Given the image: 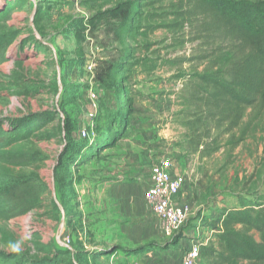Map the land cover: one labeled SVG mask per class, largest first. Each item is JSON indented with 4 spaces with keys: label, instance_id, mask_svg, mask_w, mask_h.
Returning <instances> with one entry per match:
<instances>
[{
    "label": "rangeland",
    "instance_id": "obj_1",
    "mask_svg": "<svg viewBox=\"0 0 264 264\" xmlns=\"http://www.w3.org/2000/svg\"><path fill=\"white\" fill-rule=\"evenodd\" d=\"M124 1L130 0H0V129L8 131L0 135V182L35 180L42 193L40 204L20 215L0 202V264H112L108 255L117 248L109 247L107 232L118 233L106 228L114 222L98 204L97 189L120 183L128 176L125 167L137 165L140 176L143 164L150 171L165 155L188 179L190 213L178 237L193 238L189 232L206 227L222 208L237 206L239 196L264 193V111L238 146L205 158L186 150L188 131L176 113L188 78L176 75L201 72L207 58L219 54L205 33L197 37L202 21L153 29L173 22L171 3L182 1L140 0L134 25L113 27L104 12ZM124 48L139 62L186 61H157L156 71L139 64L129 76L125 70L113 74L103 61L120 58ZM105 69L101 85L96 75ZM64 89L67 114L59 106ZM83 128L89 137H81ZM59 165L62 186L55 177ZM67 234L70 247L63 243ZM207 236L201 239L217 242L216 233ZM167 240L163 247L175 244ZM129 250L123 249L138 253Z\"/></svg>",
    "mask_w": 264,
    "mask_h": 264
},
{
    "label": "trees",
    "instance_id": "obj_2",
    "mask_svg": "<svg viewBox=\"0 0 264 264\" xmlns=\"http://www.w3.org/2000/svg\"><path fill=\"white\" fill-rule=\"evenodd\" d=\"M180 1V4L177 1L178 5L172 2L174 9L168 13L175 15V20L153 29L164 27L179 30L186 28L187 23L202 21L197 37L203 38L201 32L205 33L208 41L214 44L213 52L219 53L207 58L209 64L205 70L176 75L178 78H188L179 94L182 107L176 113L177 121L188 131L186 150L205 158L223 146L236 147L241 144L264 111V0ZM139 3L140 0L124 1L104 13L113 27L119 23L121 27L134 25L135 17L139 19L140 15ZM219 40L223 44H219ZM118 58L104 60L103 63H107V68L113 74L128 71L126 76L139 64L149 71H155L159 68L157 61L172 66H181L186 61L180 57H161L150 62H139L127 48ZM109 71L105 69V72H99L97 82L104 85ZM68 75L69 71L64 66L63 78L66 83ZM73 86L70 84L69 88ZM124 88L119 87L117 91ZM62 93L59 106L67 114L64 106L67 91L64 89ZM249 109L254 112L244 122ZM66 120L68 127L70 121ZM4 131L0 129V135L8 133ZM68 137L69 134H66ZM60 168V165L57 166L55 177L62 186V180H58L61 177ZM41 194L35 180L0 182V202L7 209L11 208L13 216L36 208L41 202ZM62 195L61 201L66 208L64 192ZM206 225L216 233L217 242L210 239L202 246L201 260H206L207 264H264V193L256 198L239 196L237 206L222 208L219 215ZM142 249L129 251L140 252Z\"/></svg>",
    "mask_w": 264,
    "mask_h": 264
},
{
    "label": "crops",
    "instance_id": "obj_3",
    "mask_svg": "<svg viewBox=\"0 0 264 264\" xmlns=\"http://www.w3.org/2000/svg\"><path fill=\"white\" fill-rule=\"evenodd\" d=\"M106 96L108 101H114L115 99L114 95L109 92L105 94ZM143 166L140 176L137 175V170H139L137 165L125 167L123 172L128 173V176H123L120 183L114 184L112 181L101 183L97 189L96 199L99 201L98 204L104 206L108 212L107 214L112 215L114 222L113 225L106 226V228L108 231L114 229L118 233L114 236L115 232H107L109 247L117 248L108 255L111 257L110 263L181 264L185 250L191 246L195 239L208 237V232L213 233L214 231L207 225L205 227V225L199 224L194 230L189 232V235L193 238L178 237L174 240L175 244L172 243L170 247H163V240L168 239L167 241H169L170 239L165 237L160 218L154 212L151 204L144 198V192L150 186L151 168L150 171L149 167H145L144 170ZM176 167L179 170L178 166ZM130 178L134 179L130 180ZM186 187L187 184L180 195V199L184 202H187L188 199L185 195ZM220 207L222 208L223 206ZM218 215L219 213H217ZM217 216L214 217L216 218ZM148 244L151 246L146 251L138 252L137 254H126V252H129L123 251V249L133 250ZM121 247L124 248L121 249Z\"/></svg>",
    "mask_w": 264,
    "mask_h": 264
},
{
    "label": "built area",
    "instance_id": "obj_4",
    "mask_svg": "<svg viewBox=\"0 0 264 264\" xmlns=\"http://www.w3.org/2000/svg\"><path fill=\"white\" fill-rule=\"evenodd\" d=\"M92 66H90V72ZM92 127L93 123L90 124ZM81 137H89L87 129H82ZM175 159L165 155L155 162L150 171V186L144 192V198L151 204L154 212L160 218L166 238L172 239L180 231L189 213L190 206L180 199L186 184L187 176L177 170ZM202 225V224H200ZM210 239L196 238L185 250L181 264H201L202 246ZM63 243L70 247L72 238L65 235Z\"/></svg>",
    "mask_w": 264,
    "mask_h": 264
}]
</instances>
